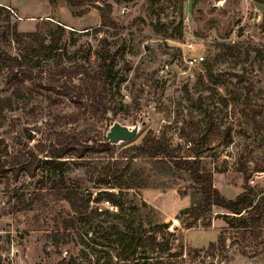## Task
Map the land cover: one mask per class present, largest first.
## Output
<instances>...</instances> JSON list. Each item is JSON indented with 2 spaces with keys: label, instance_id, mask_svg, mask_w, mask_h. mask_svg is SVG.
Here are the masks:
<instances>
[{
  "label": "rangeland",
  "instance_id": "rangeland-1",
  "mask_svg": "<svg viewBox=\"0 0 264 264\" xmlns=\"http://www.w3.org/2000/svg\"><path fill=\"white\" fill-rule=\"evenodd\" d=\"M101 11L112 20L105 27ZM0 51L24 62L20 82L0 66V99L12 100L0 114L6 156L28 148L54 161L35 177L0 173V264H264V219L240 230L224 209L194 214L200 198L186 176L137 158L118 209L89 221L81 199L103 209L106 193L119 192L96 182L111 157H79L82 145L50 157L62 134L104 139L119 123L137 135L117 144L115 159L151 131L182 155H200L227 199L246 185L264 190L256 172L264 165V0H0ZM81 66L113 70L100 80L107 120L61 87L81 85L80 76L49 83L62 67ZM161 225L168 228L154 234ZM129 235L142 242L123 260Z\"/></svg>",
  "mask_w": 264,
  "mask_h": 264
},
{
  "label": "trees",
  "instance_id": "trees-1",
  "mask_svg": "<svg viewBox=\"0 0 264 264\" xmlns=\"http://www.w3.org/2000/svg\"><path fill=\"white\" fill-rule=\"evenodd\" d=\"M5 8V7H1ZM6 9V8H5ZM101 27L107 26L112 23L109 15L105 11H101ZM100 27V28H101ZM63 27H61V31ZM29 37H34V34H27ZM227 47L230 51L232 46ZM228 49L225 53L228 52ZM235 49V47H234ZM223 52V53H224ZM113 64V63H112ZM24 62L16 57H10L7 54L0 51V66L7 68L12 74L15 81L20 82L21 79L15 75V71L22 68ZM209 67V64H207ZM209 70H211L209 68ZM113 70H100L95 73L88 72L83 66L76 70H70L66 68H61L57 72L50 75L49 83L52 85L54 83L61 82L63 78H71L73 76H80L82 82L81 85H74L71 83L70 86H64L60 84L64 89H69L73 96V100L78 106H80L85 113L91 114L96 118L105 119L110 118L112 114L111 107L107 102L106 98L101 94V83L100 80L105 77H111ZM85 99L86 103H82L81 100ZM12 100L10 99H0V114L5 110V108H11ZM113 115V114H112ZM57 145L52 146L50 151V157L54 159H62L66 155L71 154L76 151L77 145L85 146V149H81L77 154L79 157L86 155L88 152L103 154L107 153L111 157L106 165L101 169L99 176L96 180L98 186L117 188L119 190L118 194L112 192L106 193V199L109 200L113 205H119L116 200L117 196H123L126 189L133 188L131 183L127 184L129 181L128 173L130 172L131 165L137 158H142L149 160L154 164H160L165 168H168L174 174H180L186 176L193 185L190 187L193 190L192 196L199 197L200 201L192 209L194 214H197L200 210H209L212 207H218L224 209L228 214L221 215L224 221L229 225L233 226V221L237 220L238 227L240 230H246L247 228H258L260 227L262 220L264 219V190L257 187H250L246 185V191L238 196L234 200L227 199L222 195V193L215 187L214 174L204 170L202 165V159L200 155H182L181 149L174 148L171 145L170 139L165 136H156L153 132H148L142 142L138 145H133L125 151V156L120 159L114 158V153L117 145L109 144L106 138L96 139L94 137L83 138L81 135H66L62 134L56 139ZM4 141H0V173L6 172L7 168L14 172L20 171L25 172L30 177H35L38 170L42 165H53L52 160H42L40 155L32 149H24L17 153L11 159L6 156L7 150H5ZM243 171L245 176V181L248 183L251 178V174L247 172L244 167L239 169ZM256 172L264 173V165H258ZM65 196L71 199L74 194L66 193ZM77 197V196H76ZM79 198V197H77ZM83 206L90 204L91 199H81ZM102 199H96L99 203ZM113 211L106 210L105 212H99L98 208H95L90 214L85 215V220L92 221L97 217L105 214H111ZM210 220L206 223V227H210ZM191 227V225H190ZM168 228L167 225L156 226L154 234L165 231ZM138 236V237H137ZM129 235L130 241L126 244L125 248L120 254V258L123 260H129L131 254H134L142 242L140 235ZM155 240V239H154Z\"/></svg>",
  "mask_w": 264,
  "mask_h": 264
},
{
  "label": "water",
  "instance_id": "water-1",
  "mask_svg": "<svg viewBox=\"0 0 264 264\" xmlns=\"http://www.w3.org/2000/svg\"><path fill=\"white\" fill-rule=\"evenodd\" d=\"M136 135L137 133L135 131H132L128 127L119 123H115L110 129V133L106 135V139L109 144L117 145L134 139ZM173 226H177V222H175Z\"/></svg>",
  "mask_w": 264,
  "mask_h": 264
},
{
  "label": "built area",
  "instance_id": "built-area-1",
  "mask_svg": "<svg viewBox=\"0 0 264 264\" xmlns=\"http://www.w3.org/2000/svg\"><path fill=\"white\" fill-rule=\"evenodd\" d=\"M193 60L191 61V64L201 63L202 61H204V58H200L199 60L197 59H193ZM101 204L103 209L100 207H96L98 208L99 212H102L103 210L116 211L118 209V207L113 205V203H111L109 200H103ZM94 209H95L94 203L86 205V211L88 214H90Z\"/></svg>",
  "mask_w": 264,
  "mask_h": 264
}]
</instances>
